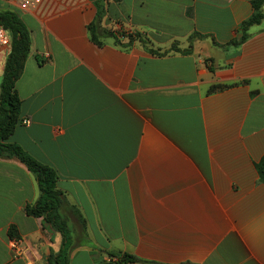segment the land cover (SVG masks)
Masks as SVG:
<instances>
[{"label": "crops", "instance_id": "0c3cea01", "mask_svg": "<svg viewBox=\"0 0 264 264\" xmlns=\"http://www.w3.org/2000/svg\"><path fill=\"white\" fill-rule=\"evenodd\" d=\"M250 1L106 0L100 26L119 34L96 42L92 0H0L30 35L4 141L55 172L68 264H264V3L244 40L212 43L238 37ZM192 32L206 36L189 51H149L183 49ZM37 194L0 158V264L57 251L59 233L24 211Z\"/></svg>", "mask_w": 264, "mask_h": 264}, {"label": "trees", "instance_id": "16d2710c", "mask_svg": "<svg viewBox=\"0 0 264 264\" xmlns=\"http://www.w3.org/2000/svg\"><path fill=\"white\" fill-rule=\"evenodd\" d=\"M92 2L95 7V15L87 24L90 38L97 42L99 36H111L116 40L119 33L100 26V21L105 13L106 0H92ZM250 3L252 11L246 19L240 22L238 37L230 39L225 44H217L212 40L214 45L224 47L226 45H236L244 40L247 36V27L257 23L262 17L261 5L264 0H251ZM0 25L7 30L10 38L0 77V158H15L32 173L38 194L31 204H27L24 207V211L33 217H40L42 223L47 224L60 235L59 247L57 251L49 252L46 264H68L67 252L70 233L66 218L61 213V209L68 204L62 193L55 186V172L49 166L31 157L19 145L4 141L18 121L20 99L14 88V83L22 71L24 60L29 51L30 35L26 25L12 10L0 9ZM121 35L126 37V43L135 38L143 41L136 32L121 33ZM194 36L205 37L206 35L192 32L187 37L188 45L183 49H180L177 43L172 41L167 48L161 51L153 49H149V51L159 54H164L168 51H189V42ZM258 170L260 177L264 180V167L258 165ZM116 261L133 262L137 261V258L123 253L116 258Z\"/></svg>", "mask_w": 264, "mask_h": 264}, {"label": "built area", "instance_id": "2783aa9c", "mask_svg": "<svg viewBox=\"0 0 264 264\" xmlns=\"http://www.w3.org/2000/svg\"><path fill=\"white\" fill-rule=\"evenodd\" d=\"M17 7L19 9L25 10L28 8H33L35 7L40 0H14ZM9 34L7 32L6 29H4L1 25H0V50L5 49L8 47L9 45ZM29 122V119H24L22 120V123L26 124ZM8 248L10 250H12L13 252L16 251L17 249V238L15 237H9L8 238Z\"/></svg>", "mask_w": 264, "mask_h": 264}]
</instances>
